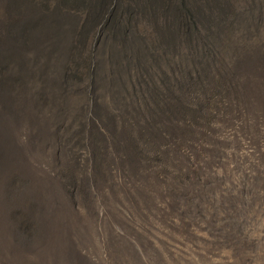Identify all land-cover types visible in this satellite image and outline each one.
<instances>
[{"label":"trees","instance_id":"trees-1","mask_svg":"<svg viewBox=\"0 0 264 264\" xmlns=\"http://www.w3.org/2000/svg\"><path fill=\"white\" fill-rule=\"evenodd\" d=\"M245 145L264 148V0H0V264L95 262L113 231L137 257L124 222L166 200L235 246L264 174L229 193L216 171Z\"/></svg>","mask_w":264,"mask_h":264},{"label":"rangeland","instance_id":"rangeland-1","mask_svg":"<svg viewBox=\"0 0 264 264\" xmlns=\"http://www.w3.org/2000/svg\"><path fill=\"white\" fill-rule=\"evenodd\" d=\"M231 145H236V141ZM259 152L261 153L257 158L255 149L245 145L239 149L236 158H225L223 168L217 169L216 172L217 176L220 175L224 187L232 188L229 193L258 184L259 176L264 174V148L259 147ZM209 179L217 181L216 176ZM164 202L166 206L160 204L159 211H151L144 219L135 216V225L133 221H125L123 224L122 231L125 236V232L132 226L136 235L138 234L136 246L143 251L137 257L131 253V249H129L131 255L121 249L120 243H125L124 239L113 231L108 246L100 247L97 244L95 248L88 250L96 257L95 262L80 256L70 262L72 264H264V210L256 212L253 215L254 219L245 224L243 241L231 247L215 239L218 237L216 235L218 222L209 223L211 216L206 211L199 217L195 215L196 208L202 209V206L196 205V208L188 210L182 208V218H178L174 214L171 202L169 200ZM201 217L203 218L198 219ZM102 239L106 240L104 233ZM14 247L19 250L18 246ZM51 260V258L46 259V261Z\"/></svg>","mask_w":264,"mask_h":264}]
</instances>
